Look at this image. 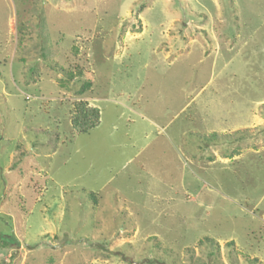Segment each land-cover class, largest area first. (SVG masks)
Segmentation results:
<instances>
[{"label":"rangeland","instance_id":"1","mask_svg":"<svg viewBox=\"0 0 264 264\" xmlns=\"http://www.w3.org/2000/svg\"><path fill=\"white\" fill-rule=\"evenodd\" d=\"M0 264H264V0H0Z\"/></svg>","mask_w":264,"mask_h":264},{"label":"trees","instance_id":"2","mask_svg":"<svg viewBox=\"0 0 264 264\" xmlns=\"http://www.w3.org/2000/svg\"><path fill=\"white\" fill-rule=\"evenodd\" d=\"M140 33L141 31H137ZM61 72V80L64 83H70L77 78L83 77V73L79 72L75 75L71 72ZM89 88L90 85H86ZM85 92V88H83ZM100 122V110L97 107L89 106L87 103L80 101L75 107V111L71 117V125L76 133H86L93 128H96Z\"/></svg>","mask_w":264,"mask_h":264}]
</instances>
